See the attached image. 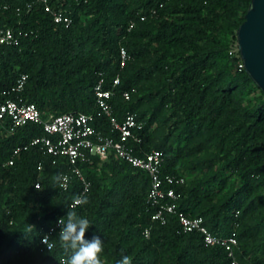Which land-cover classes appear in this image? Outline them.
I'll list each match as a JSON object with an SVG mask.
<instances>
[{
	"label": "trees",
	"instance_id": "obj_1",
	"mask_svg": "<svg viewBox=\"0 0 264 264\" xmlns=\"http://www.w3.org/2000/svg\"><path fill=\"white\" fill-rule=\"evenodd\" d=\"M249 3L48 0L69 18L64 25L36 0H0V29H11L15 39L0 45V103H32L43 119L90 114L102 80V89L113 92L115 120L129 112L141 123L133 130L139 141H128L134 154L161 152V175L174 179L177 210L201 217L215 235L234 236L239 264H264V93L240 67L239 53H230ZM95 124L111 133L105 117ZM42 135L39 124L11 130L0 120V264H60L61 226L50 233V251L40 238L77 197L88 201L75 211L91 222L85 239L104 242V264L123 255L132 264H230L221 247L183 232L175 215L164 223L151 219L146 172L112 154H86L77 162L84 190L65 157L29 145ZM18 146L26 148L12 156ZM58 174L67 177L65 188L53 181Z\"/></svg>",
	"mask_w": 264,
	"mask_h": 264
},
{
	"label": "built area",
	"instance_id": "obj_2",
	"mask_svg": "<svg viewBox=\"0 0 264 264\" xmlns=\"http://www.w3.org/2000/svg\"><path fill=\"white\" fill-rule=\"evenodd\" d=\"M43 5L44 10L50 12L53 21L69 24V18L59 11H52L48 5V0H36ZM141 20L143 17L140 18ZM132 26V23L129 27ZM15 42L11 29H0V45H9ZM121 65L123 64L126 53L123 48L119 49ZM240 67H243L241 64ZM25 82V76L21 75L15 83L13 90L19 92L22 90ZM117 83V79L114 81ZM113 92L102 89V80H99L94 87L95 95V112L86 113H65L61 115H48L42 118L36 106L32 103H23L20 100H5L0 103V120L7 119L10 123V129L22 126L28 122L36 123L42 126L44 135L31 139L29 145H39L45 154L53 157H65L67 162L72 166L73 173L82 179L77 162L82 161L86 154L97 156L100 160H106L109 155H114L120 160L130 164L132 167L143 170L148 175L149 190L148 202L154 208L151 219L164 223L168 214H173L178 220V224L183 232H197L200 234L202 241L207 246L221 247L230 258V264H239L234 257V248L237 240L234 236H218L211 233L203 223L201 217L189 216L177 210V195L171 185L174 183L172 176L161 175L162 154L160 151L152 149L142 156L134 154L133 149L128 145V141L138 142V137L133 133L134 129H140L141 123L137 121L134 113H126L119 122L115 120L112 108L109 102ZM124 99H128V92H123ZM105 117L110 125V134L105 135L96 126L98 118ZM26 146L15 147L12 156L16 155ZM5 165L12 164L10 158ZM66 179L62 180V187L65 188ZM83 180V179H82ZM182 182V179H180ZM84 190L87 183L83 180ZM35 186H38L36 184ZM76 200V199H75ZM75 200L71 205L74 204ZM57 220L50 226L40 238L42 243L45 236H50L55 228L59 226ZM143 236H149V228H144ZM49 245L52 248V242L49 238Z\"/></svg>",
	"mask_w": 264,
	"mask_h": 264
},
{
	"label": "clouds",
	"instance_id": "obj_3",
	"mask_svg": "<svg viewBox=\"0 0 264 264\" xmlns=\"http://www.w3.org/2000/svg\"><path fill=\"white\" fill-rule=\"evenodd\" d=\"M66 179L58 174L53 177V181L62 185V180ZM39 190V186H36ZM87 199L77 197L74 204L69 207L66 218L59 219L58 223L61 230L58 235L59 246L62 248L64 257L60 264H104L101 254L104 252V242L99 236H93L91 240L85 239V233L91 222L75 211V207L87 204ZM48 236H45L42 243L51 249L48 242ZM115 264H132V258L123 255L116 260Z\"/></svg>",
	"mask_w": 264,
	"mask_h": 264
},
{
	"label": "water",
	"instance_id": "obj_4",
	"mask_svg": "<svg viewBox=\"0 0 264 264\" xmlns=\"http://www.w3.org/2000/svg\"><path fill=\"white\" fill-rule=\"evenodd\" d=\"M236 40L244 71L264 93V0H250Z\"/></svg>",
	"mask_w": 264,
	"mask_h": 264
},
{
	"label": "rangeland",
	"instance_id": "obj_5",
	"mask_svg": "<svg viewBox=\"0 0 264 264\" xmlns=\"http://www.w3.org/2000/svg\"><path fill=\"white\" fill-rule=\"evenodd\" d=\"M235 38L230 42V53L236 54L238 52L237 40H236V31L234 33Z\"/></svg>",
	"mask_w": 264,
	"mask_h": 264
}]
</instances>
